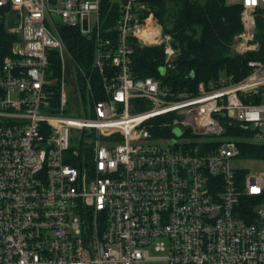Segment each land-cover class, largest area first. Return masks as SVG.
Segmentation results:
<instances>
[{"label":"built area","instance_id":"obj_1","mask_svg":"<svg viewBox=\"0 0 264 264\" xmlns=\"http://www.w3.org/2000/svg\"><path fill=\"white\" fill-rule=\"evenodd\" d=\"M225 3L241 8L236 53L256 51L264 0ZM99 5L0 0V264H143L150 246L167 264H264V173L231 166L239 142L264 144V62L173 90L131 70L130 44L161 46L172 70L178 48L157 19L125 0L103 39ZM59 26L95 32L99 89L79 86Z\"/></svg>","mask_w":264,"mask_h":264},{"label":"trees","instance_id":"obj_2","mask_svg":"<svg viewBox=\"0 0 264 264\" xmlns=\"http://www.w3.org/2000/svg\"><path fill=\"white\" fill-rule=\"evenodd\" d=\"M125 0H100V35L103 39L117 38L116 21L120 17V4ZM140 16L151 15L160 23L164 34L172 37L178 48V57L172 70L162 76L160 66L165 55L161 46H147L132 53L131 70L136 77L150 76L173 90L195 93L200 82L212 85L222 73L233 81H240L250 72L249 61L264 62V10L256 17V51L236 55L231 53L233 37L241 32V8L228 5L225 0H138ZM61 39L67 45L70 57L79 72L78 84L83 89L85 78L94 89H99L100 75L92 67L96 46L95 32L83 35L76 27H58ZM136 43L134 40H130ZM54 75L60 73V60L53 57L50 64ZM260 98L256 99L259 102ZM158 130V129H157ZM227 135L245 136L230 124ZM155 131V130H154ZM241 156L263 158L264 144L238 143ZM244 177V172H240ZM250 199L242 201L243 214L251 210Z\"/></svg>","mask_w":264,"mask_h":264},{"label":"rangeland","instance_id":"obj_3","mask_svg":"<svg viewBox=\"0 0 264 264\" xmlns=\"http://www.w3.org/2000/svg\"><path fill=\"white\" fill-rule=\"evenodd\" d=\"M50 9L53 10L54 6L50 5ZM55 15V14H54ZM53 15V20L54 23L57 25H61V18L59 15ZM60 35V34H59ZM233 41L231 43V48L230 51L233 54L240 55L236 53L235 49V43H236V36L233 37ZM242 56V55H241ZM222 77H224V73L221 74ZM261 101H264V97H262ZM231 166L233 168L241 170L244 172L245 175L247 176H260V174L264 173V158H259V159H253V158H248V157H237L233 158L231 161ZM165 240V239H164ZM163 241V239L161 240ZM155 241L153 242V244ZM148 254L150 256V259L143 264H167L165 260H162L160 257H163L165 255V252H160L156 251L152 246L149 247L148 249Z\"/></svg>","mask_w":264,"mask_h":264},{"label":"water","instance_id":"obj_4","mask_svg":"<svg viewBox=\"0 0 264 264\" xmlns=\"http://www.w3.org/2000/svg\"><path fill=\"white\" fill-rule=\"evenodd\" d=\"M86 26H87V23H86V20H85L84 23H83V27H82L83 31H86V30H87V29H86ZM130 46H131V48H132L134 51H137V50H138V46H137V45H135V44H130ZM174 46H176V45H174Z\"/></svg>","mask_w":264,"mask_h":264}]
</instances>
